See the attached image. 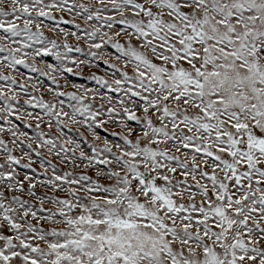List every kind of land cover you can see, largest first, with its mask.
I'll list each match as a JSON object with an SVG mask.
<instances>
[{"label":"snow or ice","instance_id":"6c2138e0","mask_svg":"<svg viewBox=\"0 0 264 264\" xmlns=\"http://www.w3.org/2000/svg\"><path fill=\"white\" fill-rule=\"evenodd\" d=\"M95 2L103 7L78 6L88 14L86 20L100 21L110 30L124 26L115 36L95 28L89 35L95 39L99 33L102 43L90 47L108 44L120 53L117 60L126 58L125 68L132 66L134 74L121 72L123 79L114 81L113 90L143 102L139 106L143 116L121 102L127 120L143 125L140 136L131 139L136 132L122 120L119 127L126 133L121 136L126 150L111 160L100 159L102 153H112L105 141L103 149L92 147L90 157L80 152L79 158L88 160L85 167L109 166L97 169V176L114 181L110 186L83 175L70 179L71 173L43 182L55 190L57 181L69 186L89 181L86 197L72 187L59 189L71 199L37 197L36 185L31 183L25 189L16 180L13 165L27 168L31 160L21 164L23 157L14 156L0 139V151L6 153L0 163V169H5L0 171V184L9 191H26L41 205L47 200L57 209L38 216L26 201L15 196L8 200L0 191V264H264V0ZM63 4L67 0L62 4L0 0V31L7 34L0 41L19 43L14 38L23 36L43 42L42 33L32 31L33 12L47 17L52 9L64 11ZM108 12L115 15H104ZM18 21L23 22L22 28ZM122 36L128 40L122 43L118 39ZM50 44L43 55H52L58 47L55 40ZM28 47V43L18 48L0 44V53H7L4 67L23 65L38 71L23 58ZM64 47L72 51L69 45ZM55 55L59 58V53ZM94 79L107 85L99 77ZM0 80L16 83L2 73ZM124 84L130 87L125 89ZM8 92L0 88L4 102L0 112L11 116L10 102L16 96ZM68 95L80 104L70 117L72 124L82 123L76 119L80 115L103 127L105 121H97L99 112L91 111L80 97ZM38 104L54 111V105ZM113 112L115 108L108 109L109 117ZM61 115L68 114L57 113L58 118ZM38 135L43 141L38 146H48V154H53L57 142ZM92 135L100 139L95 132ZM60 150L68 151L63 145ZM52 168L55 172V165ZM30 221L63 227L46 230ZM40 242L46 247H40Z\"/></svg>","mask_w":264,"mask_h":264},{"label":"rangeland","instance_id":"374dc122","mask_svg":"<svg viewBox=\"0 0 264 264\" xmlns=\"http://www.w3.org/2000/svg\"><path fill=\"white\" fill-rule=\"evenodd\" d=\"M51 2L52 0H45L46 4ZM55 2L62 4L63 0H55ZM81 4L93 10L96 7H103L95 0H67V4H63L64 11L52 9L47 17L37 16L33 12L32 18L35 22L32 25V31L42 33L43 42L27 41L23 36L14 38L19 43L13 44L7 39L0 41V44L8 43L13 48L21 47L23 43L30 44V47L23 49V52L27 53V56L23 58L27 64L38 69V71H32L31 68H26L23 65L6 68L4 65L8 61L4 59V56L7 53H0V73L16 79L15 84H12L10 80H0V88L6 92L10 88L11 91L8 92V95L16 96V100L10 102L13 115L6 116V113L0 112V129H4L3 132H0V139H3L8 148L12 149L14 156L17 158L23 157L21 164H29L31 160L27 168L13 165L15 168L14 175L25 189L29 187L30 183L35 184L34 191L37 197L56 196L59 199H71L66 192L59 190L67 187L78 190L77 195L86 197L87 194L84 190L88 187L89 181H81L79 184L71 186L57 181L58 188L55 190L50 185L43 183L53 175L63 176L64 173H71L70 179H78L83 175L90 177L91 180H99L105 186H110L114 181L101 179L97 176V169L107 170L109 166L95 164L93 167H85L88 160H81L79 158L80 152L83 151L86 156L90 157L93 155L92 147L98 150L103 149L106 141L107 146L112 148V153H102L99 158L111 160L114 154L119 155L121 151L127 149L123 139H121V136L126 135V133L119 127V123L123 120L135 130L136 135L130 137L133 140L139 138L140 129L143 127L142 124H137L135 121H128L127 117L123 115V107L121 106V102H123L124 106L136 111L138 116H143L142 111L139 110V106L143 102L137 97L130 98V94L125 95L124 91L113 90L116 87L114 81L123 79L121 72L127 71L129 76L134 74L132 66L129 65L125 68L124 60L126 58L121 57L120 60H117L116 57L120 56V53L108 44H104L100 49L90 47L91 44L102 43L99 33L95 39L89 35L95 28H100L101 32H107L110 36H115V32L123 29L124 26L114 25L113 29L110 30L107 25L101 26L100 21L95 19L86 20L85 17L88 14L82 12L78 7ZM104 15H115V13L108 12ZM116 18L119 19L118 16ZM18 23L22 28L23 22L18 21ZM36 24H39V29H37ZM0 36L7 37V34L0 31ZM107 39V36L104 37V41H107ZM118 39L123 43L128 40V37L122 36ZM52 40L56 41L58 47L52 49V55H43V49L51 48L50 41ZM65 44L69 45L72 51L69 52L64 47ZM77 48L80 49L79 52L75 50ZM37 51H40V55H36ZM55 53H59V58ZM92 53L96 54L95 57L92 56ZM17 55L21 56L22 53H17ZM113 64L116 66L115 68L109 66ZM67 68L72 69V71H66ZM116 69H120V71ZM94 77L107 81V85L98 83ZM108 85L112 87L109 88ZM128 87H130V84L123 85L125 89ZM57 93H63V95H57ZM69 93L80 97L84 104L90 105L91 111L99 112L97 121H105L103 127H96V123L86 120L84 116L80 115H77L76 119L82 123L72 124L70 117L80 107V104L77 100L71 99ZM29 100H32V104L27 103ZM39 101L54 105V111L49 112L48 109L38 104ZM133 101H135V104H133ZM3 106L4 102L0 101V108H3ZM109 108H115V112L112 113L111 117L107 114ZM61 112L68 115H61L58 118L57 113ZM29 113L31 117H29ZM17 115H21L22 119L17 120ZM8 121H11V123ZM37 124L39 127H37ZM89 125H91V128H89ZM157 126H159L158 122ZM8 129L12 131L10 132ZM12 132H15L16 136H13ZM93 132L100 137L99 140L93 137ZM20 133L25 135H20ZM38 133H43V139H53L57 142L53 154H48V146L43 148L38 146L43 142ZM13 139L17 141L16 145L11 143ZM66 141L72 142L66 143ZM29 144L32 145L31 148L28 147ZM60 145H63L68 151H61ZM116 145H120V147L117 148ZM160 147L163 148L164 145H160ZM74 148L76 149L75 152L72 151ZM57 151H59V155H55ZM37 152L40 153L39 156L36 154ZM175 154L180 155V153ZM5 155L6 153L0 151V163H4ZM181 159H183V156H181ZM52 165H55V172ZM111 167H115V165ZM201 167L204 166L201 165ZM0 171H5V169H0ZM177 178L182 179L178 174ZM189 184L194 185L195 182L189 180ZM0 191L5 193L8 200L15 196L26 201L28 205L33 206V210L37 211L38 216H46L57 210L56 206L47 200L41 205L39 200L29 196L26 191L24 193L9 191L2 184H0ZM82 202H87V199L82 200ZM197 202H199V197ZM41 207L44 208V212L38 211ZM75 214L76 212L73 213V215ZM30 222L37 228L43 227L46 230H51L53 227H57L59 230L63 227V225H53L44 221L39 223ZM32 242L37 243L35 240ZM40 247L44 248L46 245L40 242Z\"/></svg>","mask_w":264,"mask_h":264}]
</instances>
